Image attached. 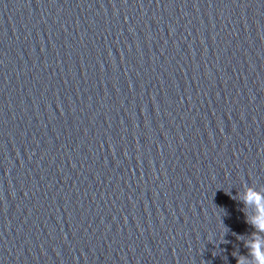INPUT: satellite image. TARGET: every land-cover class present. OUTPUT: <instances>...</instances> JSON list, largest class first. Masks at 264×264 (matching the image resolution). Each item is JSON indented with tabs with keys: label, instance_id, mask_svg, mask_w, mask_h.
<instances>
[{
	"label": "clouds",
	"instance_id": "9594fccd",
	"mask_svg": "<svg viewBox=\"0 0 264 264\" xmlns=\"http://www.w3.org/2000/svg\"><path fill=\"white\" fill-rule=\"evenodd\" d=\"M241 199L246 207L253 205L255 211L251 216L244 213L245 222L252 227L253 231L247 234V239L242 240L247 249V255L236 254V264H264V193L249 189Z\"/></svg>",
	"mask_w": 264,
	"mask_h": 264
}]
</instances>
